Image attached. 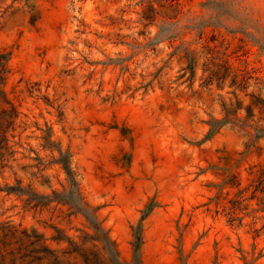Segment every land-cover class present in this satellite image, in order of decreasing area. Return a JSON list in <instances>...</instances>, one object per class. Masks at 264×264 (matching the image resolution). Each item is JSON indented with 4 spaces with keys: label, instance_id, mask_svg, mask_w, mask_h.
<instances>
[{
    "label": "rangeland",
    "instance_id": "1",
    "mask_svg": "<svg viewBox=\"0 0 264 264\" xmlns=\"http://www.w3.org/2000/svg\"><path fill=\"white\" fill-rule=\"evenodd\" d=\"M0 53L5 264H264V0H0Z\"/></svg>",
    "mask_w": 264,
    "mask_h": 264
},
{
    "label": "trees",
    "instance_id": "2",
    "mask_svg": "<svg viewBox=\"0 0 264 264\" xmlns=\"http://www.w3.org/2000/svg\"><path fill=\"white\" fill-rule=\"evenodd\" d=\"M6 62H7V54L6 53H0V83L2 84L4 79H5V74L7 72V67H6ZM1 93H4L2 89H0ZM13 115L10 116V120H8V124L5 125L4 128L0 130L1 135H4L6 132V127L11 124ZM63 166L66 168L68 171V167L66 166V163L62 161ZM7 190H15V186H7ZM138 236H136V241L133 245V261H137V248H138V243H137ZM12 263H15L17 260L15 256L13 258H10ZM5 256L3 254H0V264H5Z\"/></svg>",
    "mask_w": 264,
    "mask_h": 264
}]
</instances>
